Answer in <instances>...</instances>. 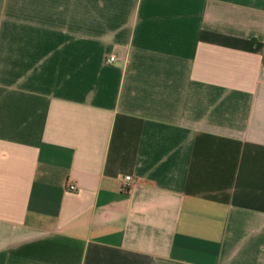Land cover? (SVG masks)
Here are the masks:
<instances>
[{"label": "crops", "instance_id": "0c3cea01", "mask_svg": "<svg viewBox=\"0 0 264 264\" xmlns=\"http://www.w3.org/2000/svg\"><path fill=\"white\" fill-rule=\"evenodd\" d=\"M0 264H264V0H0Z\"/></svg>", "mask_w": 264, "mask_h": 264}, {"label": "built area", "instance_id": "2783aa9c", "mask_svg": "<svg viewBox=\"0 0 264 264\" xmlns=\"http://www.w3.org/2000/svg\"><path fill=\"white\" fill-rule=\"evenodd\" d=\"M107 61L110 62V63H114V64H123V62H121L119 60V56L116 53H110V54H108ZM132 182H133V176H132V174L125 175V182L123 183V187L125 189H127L131 185ZM76 187L77 186H76L75 183H71L70 184V188L75 189Z\"/></svg>", "mask_w": 264, "mask_h": 264}]
</instances>
